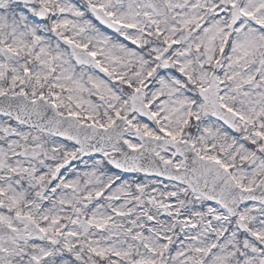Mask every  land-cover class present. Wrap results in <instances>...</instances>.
I'll use <instances>...</instances> for the list:
<instances>
[{"label": "snow or ice", "instance_id": "snow-or-ice-1", "mask_svg": "<svg viewBox=\"0 0 264 264\" xmlns=\"http://www.w3.org/2000/svg\"><path fill=\"white\" fill-rule=\"evenodd\" d=\"M0 264H264V0H0Z\"/></svg>", "mask_w": 264, "mask_h": 264}]
</instances>
